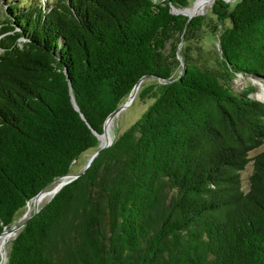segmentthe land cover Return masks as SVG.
Masks as SVG:
<instances>
[{"label":"trees","instance_id":"trees-1","mask_svg":"<svg viewBox=\"0 0 264 264\" xmlns=\"http://www.w3.org/2000/svg\"><path fill=\"white\" fill-rule=\"evenodd\" d=\"M187 2L7 3L0 232L98 146L93 131L103 132L142 76L151 82H140L137 97L152 101L29 214L6 264H264V148L249 155L264 139V102L251 97L254 87L228 83L237 74L264 81V0H238L226 13L214 1L230 22L218 35L225 78L185 56L179 64L180 44L203 26L202 15L171 12Z\"/></svg>","mask_w":264,"mask_h":264},{"label":"rangeland","instance_id":"rangeland-1","mask_svg":"<svg viewBox=\"0 0 264 264\" xmlns=\"http://www.w3.org/2000/svg\"><path fill=\"white\" fill-rule=\"evenodd\" d=\"M21 0H0V14H2L3 10L6 8V6L12 3L20 2ZM35 3H39L41 5L47 6L50 5L54 0H34ZM194 0H188L187 5L185 7L191 6L192 2ZM224 1V0H223ZM238 0H233V1H224L227 3V8L224 10V13L228 12L233 8L235 3ZM214 1L211 3V5L207 8L206 11L203 13L195 14V15H202L203 16V26L201 27L200 31L197 33L196 38L192 40H187L183 41L180 44L179 47V54H178V59L181 62H183L184 56L187 57V60L190 63L196 64L199 67H204V68H209L213 71H215L218 74H221L224 77V72H225V67L223 65V59L220 53V48H219V43H218V35L220 31L228 26L230 24L229 19H219V16L215 14L212 10V5ZM185 7H179V8H185ZM194 15V16H195ZM10 19V17H8ZM215 29V30H214ZM23 39V38H21ZM180 65L174 69V74H177L180 71ZM252 79L248 76H244L241 74H237L231 79L228 80V83L231 87V89L235 92H240L243 89H245L246 86L250 85L255 88V92L251 94V97L257 100H260L256 98L255 93L259 89L258 85L252 83ZM258 81L264 82L263 80ZM145 81L151 82L149 78H146ZM152 99H140L137 97V93L135 97L131 100V102L124 108L122 109L119 113L118 116L115 119L114 126L112 129V138L120 134L122 131H124L130 124H132L139 116L140 114L146 109V107L151 103ZM262 101V100H260ZM99 143V142H98ZM98 148V146L89 148L88 150L84 151L81 153L76 160L72 163L71 166V173L77 172L82 169L84 166L86 160L88 157ZM264 148V139L263 142L260 146L255 148L252 152H250V156L253 155L254 153L258 152L259 150ZM251 162H249L245 169L242 170L241 172V177H242V182L244 188L247 185V176L251 172ZM58 179L52 181L48 186H46L44 189H50L51 186L55 181ZM50 198L44 200L41 204L36 205L35 203L32 202V199L29 200L28 202L30 203V208L31 211L25 215L27 212V204L20 208L13 217V220L11 222L10 226H17L21 224L28 216L30 213L34 211L35 208H39L41 205H43L45 202H47ZM27 202V203H28ZM25 218V219H24ZM8 227V228H9ZM19 230H17L15 233H13V237L16 235V233ZM10 239V240H12ZM10 246V241L7 243L5 247V252H6V258H5V263L6 264V259H7V252ZM4 254L0 252V263L3 260Z\"/></svg>","mask_w":264,"mask_h":264},{"label":"bare ground","instance_id":"bare-ground-1","mask_svg":"<svg viewBox=\"0 0 264 264\" xmlns=\"http://www.w3.org/2000/svg\"><path fill=\"white\" fill-rule=\"evenodd\" d=\"M213 1L215 0H194L191 6L180 8V11H183L184 13L189 15L203 13L204 11L207 10V8L211 5ZM224 1L229 2L233 0H224ZM252 83L258 85L259 87V89L255 93L256 98L264 101V82L258 81L257 79L253 78ZM138 87L136 88V90L132 92L133 94L129 96L128 100H132L135 97L138 91ZM117 116L118 114H114L113 116L108 118L105 124L106 134L100 136L99 142L105 143L108 137L110 139L112 138L113 135L111 132ZM61 183H62V179L59 178L57 181L53 183L50 189L47 190L43 189L40 193H38L35 197H33L32 202L35 203L36 205L41 204L44 200L50 198L55 193V191L58 189ZM27 206H28L27 212L25 213V215H27L31 211L29 202L27 203ZM12 236L13 233L10 232L7 228L0 234V252L4 254L3 260L1 261L0 264L5 263V258H6L5 247L7 243L11 241L10 239H12L11 238Z\"/></svg>","mask_w":264,"mask_h":264},{"label":"water","instance_id":"water-1","mask_svg":"<svg viewBox=\"0 0 264 264\" xmlns=\"http://www.w3.org/2000/svg\"><path fill=\"white\" fill-rule=\"evenodd\" d=\"M171 12L172 13H181V14H184V15H186L188 18H191L192 16H194L195 14H192V15H189V14H186V13H184L183 11H180V8H177V7H174V6H171ZM182 63V62H181ZM148 77H151L150 75H145V76H142L137 82H136V84L133 86V88H132V90L130 91V93H129V95L127 96V98L116 108V109H114L110 114H108V116L105 118V120H104V123H103V132L102 133H96L95 131H93L94 132V134L97 136V139H98V141H99V139H100V136H102V135H104V134H106V128H105V124H106V121L108 120V118H110L111 116H113L114 114H118L122 109H124L129 103H130V101L131 100H128V98H129V96L130 95H132L133 93V91L134 90H136V88L139 86V84H140V82H142L143 80H145L146 78H148ZM153 77V76H152ZM71 101H72V104H73V106L76 108V109H78L77 108V106H76V104H75V102H74V100H73V98H71ZM264 102V101H263ZM81 117L82 118H84L82 115H81ZM116 136L114 135V137L113 138H107V141L105 142V143H101V142H99L98 143V148L88 157V159L86 160V162H85V164H84V166L82 167V169L81 170H79V171H77V172H74V173H67V174H65V175H62V176H59L58 177V179L59 178H61L62 179V183L60 184V186L58 187V189L62 186V185H64L65 183H67V182H69V181H71L72 179H74L75 177H77V176H79L83 171H85L88 167H89V165L92 163V161L94 160V158L103 150V149H105L107 146H109L111 143H112V141L114 140V138H115ZM54 180H56V179H54ZM53 180V181H54ZM57 189V190H58ZM43 190V189H42ZM42 190H40L38 193H40ZM56 190V191H57ZM55 191V192H56ZM37 193V194H38ZM36 194V195H37ZM35 195V196H36ZM34 196V197H35ZM53 196V195H52ZM51 196V197H52ZM50 197V198H51ZM38 209L39 208H35L34 209V211H33V213H35V212H37L38 211ZM25 221H26V219L21 223V224H19V225H17V226H10L9 228H7L10 232H12V233H15L17 230H19L22 226H23V224L25 223ZM6 228H4L1 232H0V234L5 230Z\"/></svg>","mask_w":264,"mask_h":264}]
</instances>
